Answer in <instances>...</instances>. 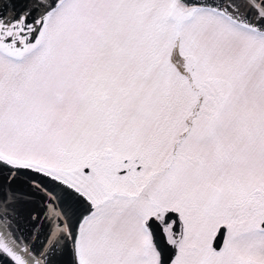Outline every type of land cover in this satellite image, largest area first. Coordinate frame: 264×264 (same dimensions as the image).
I'll return each instance as SVG.
<instances>
[{
  "label": "snow or ice",
  "instance_id": "snow-or-ice-1",
  "mask_svg": "<svg viewBox=\"0 0 264 264\" xmlns=\"http://www.w3.org/2000/svg\"><path fill=\"white\" fill-rule=\"evenodd\" d=\"M0 264H264V0H0Z\"/></svg>",
  "mask_w": 264,
  "mask_h": 264
}]
</instances>
